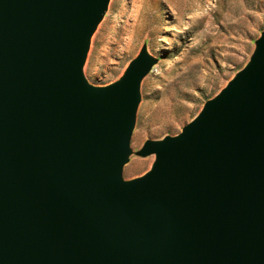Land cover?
I'll return each mask as SVG.
<instances>
[{
  "label": "water",
  "instance_id": "1",
  "mask_svg": "<svg viewBox=\"0 0 264 264\" xmlns=\"http://www.w3.org/2000/svg\"><path fill=\"white\" fill-rule=\"evenodd\" d=\"M109 0H0V264H264V32L175 137L123 167L156 60L82 74Z\"/></svg>",
  "mask_w": 264,
  "mask_h": 264
},
{
  "label": "rangeland",
  "instance_id": "2",
  "mask_svg": "<svg viewBox=\"0 0 264 264\" xmlns=\"http://www.w3.org/2000/svg\"><path fill=\"white\" fill-rule=\"evenodd\" d=\"M263 32L264 0H109L89 41L87 83L116 82L143 47L156 60L140 85L124 181L149 171L143 144L177 136L248 64Z\"/></svg>",
  "mask_w": 264,
  "mask_h": 264
},
{
  "label": "bare ground",
  "instance_id": "3",
  "mask_svg": "<svg viewBox=\"0 0 264 264\" xmlns=\"http://www.w3.org/2000/svg\"><path fill=\"white\" fill-rule=\"evenodd\" d=\"M135 17V16H134ZM133 26V25H132ZM130 28V27H129ZM131 30V29H130ZM129 33H131V32H129ZM129 33H127V34H129ZM131 35V34H130ZM132 36V35H131ZM131 36L129 37V38H131Z\"/></svg>",
  "mask_w": 264,
  "mask_h": 264
}]
</instances>
